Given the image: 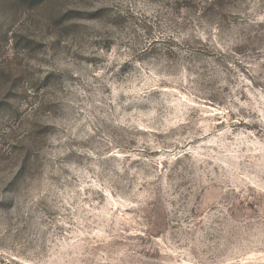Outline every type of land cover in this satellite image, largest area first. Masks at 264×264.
<instances>
[{
    "label": "rangeland",
    "instance_id": "obj_1",
    "mask_svg": "<svg viewBox=\"0 0 264 264\" xmlns=\"http://www.w3.org/2000/svg\"><path fill=\"white\" fill-rule=\"evenodd\" d=\"M0 264H264V0H0Z\"/></svg>",
    "mask_w": 264,
    "mask_h": 264
},
{
    "label": "trees",
    "instance_id": "obj_2",
    "mask_svg": "<svg viewBox=\"0 0 264 264\" xmlns=\"http://www.w3.org/2000/svg\"><path fill=\"white\" fill-rule=\"evenodd\" d=\"M205 2L207 6L215 7L218 4L219 0H205Z\"/></svg>",
    "mask_w": 264,
    "mask_h": 264
}]
</instances>
